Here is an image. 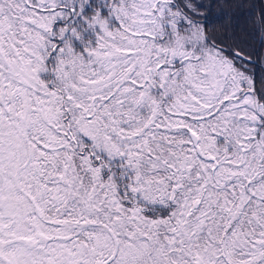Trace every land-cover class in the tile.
Listing matches in <instances>:
<instances>
[{
	"label": "snow or ice",
	"instance_id": "obj_1",
	"mask_svg": "<svg viewBox=\"0 0 264 264\" xmlns=\"http://www.w3.org/2000/svg\"><path fill=\"white\" fill-rule=\"evenodd\" d=\"M0 264H264V0H0Z\"/></svg>",
	"mask_w": 264,
	"mask_h": 264
},
{
	"label": "trees",
	"instance_id": "obj_2",
	"mask_svg": "<svg viewBox=\"0 0 264 264\" xmlns=\"http://www.w3.org/2000/svg\"><path fill=\"white\" fill-rule=\"evenodd\" d=\"M245 2L247 3V2H248V0H245ZM257 2H259V0H257ZM242 20H243V18L241 17V22H242Z\"/></svg>",
	"mask_w": 264,
	"mask_h": 264
}]
</instances>
